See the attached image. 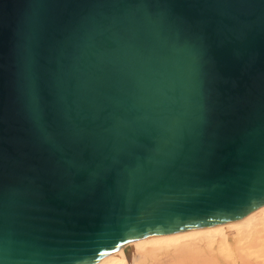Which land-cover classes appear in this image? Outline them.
Wrapping results in <instances>:
<instances>
[{"label": "water", "instance_id": "obj_1", "mask_svg": "<svg viewBox=\"0 0 264 264\" xmlns=\"http://www.w3.org/2000/svg\"><path fill=\"white\" fill-rule=\"evenodd\" d=\"M263 203L264 0H0V264Z\"/></svg>", "mask_w": 264, "mask_h": 264}, {"label": "bare ground", "instance_id": "obj_2", "mask_svg": "<svg viewBox=\"0 0 264 264\" xmlns=\"http://www.w3.org/2000/svg\"><path fill=\"white\" fill-rule=\"evenodd\" d=\"M91 264H264V203L236 220L130 239Z\"/></svg>", "mask_w": 264, "mask_h": 264}]
</instances>
